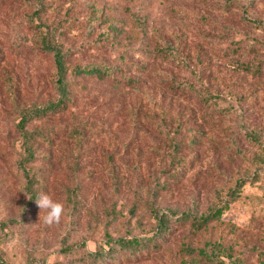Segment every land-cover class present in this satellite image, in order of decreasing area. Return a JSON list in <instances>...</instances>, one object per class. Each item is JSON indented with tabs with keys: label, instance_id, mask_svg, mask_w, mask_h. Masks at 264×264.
<instances>
[{
	"label": "rangeland",
	"instance_id": "obj_1",
	"mask_svg": "<svg viewBox=\"0 0 264 264\" xmlns=\"http://www.w3.org/2000/svg\"><path fill=\"white\" fill-rule=\"evenodd\" d=\"M44 38L70 67L124 62L136 82L70 76L71 106L26 124L31 198L18 121L53 96ZM241 177L217 221L169 217L200 216ZM41 192L63 203L58 224ZM156 212L159 247L91 257L150 238ZM0 264H264V0H0Z\"/></svg>",
	"mask_w": 264,
	"mask_h": 264
},
{
	"label": "trees",
	"instance_id": "obj_2",
	"mask_svg": "<svg viewBox=\"0 0 264 264\" xmlns=\"http://www.w3.org/2000/svg\"><path fill=\"white\" fill-rule=\"evenodd\" d=\"M39 45V48L47 53H50L53 59L54 72L51 78V87L53 91L52 98H48L45 102L40 104H33L30 108L22 112L18 121V126L21 133L20 146L23 150L24 156L18 161V167L21 170L22 176L25 180L24 190L31 198L36 196L35 187L38 184L34 174L31 172L28 164L36 158L37 141L40 138L35 137L32 133L26 130V124L32 119H41L51 117L68 109L73 103L72 98V79L70 76H94L98 79H110L123 86H131L136 82L133 75L132 65H125L124 62L119 65H111L105 62L90 63L85 65H75L70 67L67 64V53L63 51L60 46L50 43L48 39L44 38ZM238 67L252 70L249 64H237ZM252 139L256 140L255 136ZM247 177L238 178L234 186L225 193L219 192V199L216 203L209 206L208 210L200 216L192 215V213H185L178 215L172 209L169 211V217L174 218L175 222H184L191 220L194 229L200 230L207 224L215 222L219 219L223 210L228 208L231 202L239 193L240 188L244 184ZM168 215L165 213H155L156 228L150 238L141 239L137 237L118 238L114 242V246L108 250H100L90 253L93 259H99L102 255L108 254L109 258L114 260V257L120 253H124L128 257H135L142 249L148 247L146 241L153 247H159V244L153 239L164 241L170 233L168 225Z\"/></svg>",
	"mask_w": 264,
	"mask_h": 264
},
{
	"label": "clouds",
	"instance_id": "obj_3",
	"mask_svg": "<svg viewBox=\"0 0 264 264\" xmlns=\"http://www.w3.org/2000/svg\"><path fill=\"white\" fill-rule=\"evenodd\" d=\"M35 202L40 210H45L43 220L46 224L53 225L60 222L65 211L62 202L53 200L51 196L45 192H41L35 199Z\"/></svg>",
	"mask_w": 264,
	"mask_h": 264
}]
</instances>
